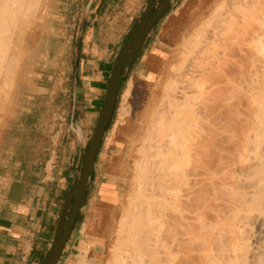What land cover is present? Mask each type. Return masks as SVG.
Instances as JSON below:
<instances>
[{"label":"bare ground","instance_id":"6f19581e","mask_svg":"<svg viewBox=\"0 0 264 264\" xmlns=\"http://www.w3.org/2000/svg\"><path fill=\"white\" fill-rule=\"evenodd\" d=\"M23 1L0 0V16L18 15L10 6ZM190 1L182 24L193 28L180 44L160 42L165 53L146 63L154 71L126 92L130 107L112 129L119 163L95 205L115 211L113 224L95 237L86 222L77 262L69 264H254L252 224L264 222V74L244 73L237 103L222 96L226 77L229 93L236 91L237 8L247 24L256 22L254 33L264 31V0L232 3L236 16L224 14L228 0ZM258 32L244 51L264 56ZM186 45L188 51L173 50Z\"/></svg>","mask_w":264,"mask_h":264},{"label":"crops","instance_id":"0c3cea01","mask_svg":"<svg viewBox=\"0 0 264 264\" xmlns=\"http://www.w3.org/2000/svg\"><path fill=\"white\" fill-rule=\"evenodd\" d=\"M148 1L40 0L18 49L13 87L0 107V264H40L47 253L67 195L79 177L115 59ZM191 4L190 0L171 1L124 68L121 86L129 75L132 78L138 63V79L146 80L144 75L154 71L146 63L165 53L158 47L162 40L181 36L185 10ZM62 119L77 129L68 128L61 138H52ZM118 163L112 157L110 166ZM108 170L101 187L110 183ZM90 182L78 219L86 208ZM106 213L76 221L57 264L77 262L82 226L91 222L87 231L99 236L107 223Z\"/></svg>","mask_w":264,"mask_h":264},{"label":"rangeland","instance_id":"374dc122","mask_svg":"<svg viewBox=\"0 0 264 264\" xmlns=\"http://www.w3.org/2000/svg\"><path fill=\"white\" fill-rule=\"evenodd\" d=\"M26 1H27V3H26ZM229 2V4H228V9L229 10H226V9H224V10H226V11H224L223 10V12H224V14L225 13H227V12H230V10H231V13H232V10H233V12H234V10H236L234 7V9H232V8H230V7H232V6H234L236 3H237V1L238 0H236V1H234V2H232L233 0H228ZM29 2H30V6H29ZM36 2V1H35ZM158 2H160V0H157V3ZM231 2V3H230ZM23 3H25V4H27L28 6H29V10L28 11H26L25 13H24V15L22 16L21 14L19 15V13H18V15L16 14V16L13 14H11L12 12H10V13H6L7 15H3V17H6L9 21H10V24L8 25V27H7V30H6V36H1L0 37V47H1V49H0V58H2L1 59V62H0V107H1V105L4 103V102H6V100H7V98L9 97V93H10V91H11V89H12V87H13V76H14V74H15V70H16V66H17V62H18V49H19V47H20V45L22 44V42H23V39H24V35H25V33H26V31L30 28V26L32 25V22L34 21V19H35V17H36V14H37V12H38V10H39V6H40V0H38L36 3H35V6L33 5L32 6V3H33V0H25V1H23ZM232 3H234V4H232ZM231 4H232V6H231ZM13 5H18V4H13ZM13 5H11L10 6V10H12V6ZM31 7H34L33 9L31 8ZM241 7V6H240ZM14 8H16V7H13V10H15ZM17 9V8H16ZM242 9V8H241ZM12 10V11H13ZM30 10H32V11H30ZM30 11V12H29ZM222 12V11H221ZM0 13H1V15L3 14L1 11H0ZM28 13V14H27ZM237 13L238 14H240L241 12H240V8H237ZM12 15V17L11 16H9V15ZM236 14V12H234L233 13V15L234 16H236L235 15ZM237 14V24H239V25H237V34L239 35H237V58H235V59H237V67L236 68H234V70L237 72V81H236V83H234L233 85H236V86H232V88H236L237 87V85H238V83L240 82V83H242V82H244L243 81V79L245 78H247L246 76H248V72L250 71H252L251 72V74L249 73V75H254V73L256 74L255 76H257V74H258V76H260V78H262V76H263V74H264V71L262 70L263 68H261L260 66H261V64H263L264 65V56H262L263 54H262V52H260L261 54H257L256 52H255V54L257 55V57H256V55L252 52V54H250V53H248L246 50H248L249 49V47H247V44L245 43V42H247L248 43V40H250V37L252 38V37H255V36H257L258 34H257V32L259 31H257L256 33H254V31L252 30V29H255V27L257 26L256 25V22H253L252 20H251V18H248V19H250L252 22H253V24H252V22L250 21L248 24L246 23V22H248L247 20H245V21H243V19L242 18H244V16H243V14L242 15H238ZM7 16H9V17H11V18H8ZM241 16H243V17H241ZM0 17H2V16H0ZM14 17V18H13ZM24 17V18H23ZM231 17H232V15H231ZM235 18V17H234ZM246 18V17H245ZM243 22H242V21ZM215 24H217V23H220V22H214ZM213 23V24H214ZM244 23H246L245 25H244ZM243 25V26H242ZM28 26V27H27ZM14 27V28H13ZM16 28H17V30H16ZM185 29L182 31V32H186V29H187V31H189V30H191V28H193V26H191V27H188V26H185L184 27ZM209 28V27H208ZM210 28H211V26H210ZM210 28L208 29V30H210ZM11 29V30H10ZM243 30V31H242ZM9 32V34H8V32ZM13 31V32H12ZM11 33H12V36H10L11 35ZM23 33V34H22ZM255 34V36H253L254 34ZM259 33V37H260V35L263 37V39H262V41H264V31H260V32H258ZM257 34V35H256ZM261 37V38H262ZM243 38V39H242ZM247 38V39H246ZM11 39V40H10ZM180 39V37L179 38H177L176 40H179ZM239 39V40H238ZM9 42H8V41ZM241 40H243L242 42H241ZM3 41V42H2ZM8 43V44H7ZM180 43H182V40L180 41L179 40V42H177V44H180ZM241 43H242V45H241ZM245 43V44H244ZM264 43V42H263ZM187 44V43H186ZM8 45V46H7ZM240 45V46H239ZM187 49V50H185V49ZM184 48H180V47H178V48H173V50H182V52L183 51H188V49L189 48H191L190 46H189V48L187 47V45L184 47ZM242 48V49H241ZM246 48H248V49H246ZM244 49H246L245 51H244ZM238 52H240V54L238 53ZM184 53H187V52H184ZM183 53V54H184ZM3 54V56L5 57H3V56H1ZM182 54V55H183ZM16 55V56H15ZM181 54L179 55V53L176 55V58L178 57V58H180L181 56H182ZM260 55V56H259ZM11 56V57H10ZM8 57V58H7ZM12 57H15L14 59L12 58ZM247 57V58H246ZM6 58H7V60H6ZM12 58L13 60L10 62V59ZM173 58V57H172ZM252 58V59H251ZM255 58H256V60H255ZM260 58V61L258 60L257 61V59H259ZM262 58V59H261ZM17 61H16V60ZM245 59V60H244ZM250 61H249V60ZM248 60V61H247ZM254 62V64L252 63V62ZM10 62V63H9ZM14 62V63H13ZM257 62V63H256ZM138 63V62H137ZM186 65H188V64H186ZM228 66L227 67H229V68H227V70H228V72H230V70L231 69H233L232 67H233V65L231 66L230 65V63L228 62V64H227ZM255 65V66H254ZM258 67H257V66ZM136 66H137V70L136 71H134L133 72V74H132V78H130V75L128 76V78H127V80L125 79V81H124V84L120 87V91H119V93H118V96H117V100H116V104H115V109H114V113H113V117H112V120H111V122H110V124H109V126L107 127V129H106V132H105V134H104V136H103V139H102V141H101V145H100V148H99V151H98V154H97V156H98V160L96 161V167H95V170H94V176L91 178V182H90V184H91V187L89 188V190H88V193H87V198H86V208H85V210L83 211V213H82V217L81 218H79L78 219V215H77V217H76V220H75V223H76V221L77 222H79V220H80V223L82 222V221H84V220H87V219H89V217H90V219L93 217H96V216H98L99 218H101L102 216H104V214L106 213V209H107V207H106V205H102V204H100V203H98L97 202V204L95 205V197H96V195H98V192H99V188L101 187V183H103V182H105V180H106V178H107V170H108V173H109V175L112 173V172H114L115 171V169H116V167H115V165L116 164H114L113 166H110V162H111V160H112V154H113V149L115 148L114 146H115V144H116V142H114L115 141V137H114V130H112V129H114V127H115V124L117 123V122H119V120L121 119V117H122V115L124 114L123 112H125L126 110H128L127 108H129L130 107V105L129 104H127V102H126V98H128L129 99V95L131 94H129V95H125L126 94V92L128 91V90H135V88H136V85H137V83L139 82V81H141L142 83L144 82L143 80V78H139L138 79V77L136 76L137 74V71L140 69V63H138V64H136ZM251 66V67H250ZM252 66H253V68H252ZM250 67V68H249ZM231 68V69H230ZM256 69V70H255ZM238 70V71H237ZM242 70V71H241ZM247 70V71H246ZM254 70V71H253ZM11 71H13L14 72V74L13 73H11ZM263 72V73H262ZM247 74L246 76H245V74ZM260 74V75H259ZM244 75V76H243ZM252 75V76H253ZM241 76V77H240ZM249 78V77H248ZM239 79V80H238ZM225 80H227V82L226 81H224L226 84H224V85H226L225 87H224V92H223V96H224V98H223V96H222V100H224V101H226V102H229V101H231L230 103H234V102H236L237 103V101H235V100H237V88H236V91H235V89H234V93H232L233 95H234V97H233V95L231 94V93H229V86H231V85H227L228 84V79H227V77H226V79ZM242 80V81H241ZM130 81V82H129ZM131 83V84H130ZM230 83V82H229ZM130 84V85H129ZM130 86V87H129ZM231 90V89H230ZM230 97H232V98H235L234 100L233 99H230ZM233 101V102H232ZM125 109V111H124V109ZM68 122L64 119H62V120H60V122H59V124H58V126H57V129L55 130V132H54V134L52 135V138L53 137H55L56 135H57V133L58 132H60V133H62L63 132V134H64V132H65V130H67L68 129ZM68 132V131H67ZM51 138V139H52ZM60 138H61V136H60ZM114 142V143H113ZM52 141H51V153H52V147H53V145H52ZM88 145H89V143H88ZM109 147V148H108ZM108 148V149H107ZM111 151V152H110ZM112 153V154H111ZM54 155V154H53ZM56 155H59V153L57 152L56 153ZM56 159V158H55ZM58 159V158H57ZM97 159V158H96ZM113 163H115V160H113ZM94 202V204H93V202ZM84 203H85V200H84ZM84 205V204H83ZM96 207H95V206ZM93 207V210H94V214L93 213H90V208H92ZM110 210V209H109ZM109 216H110V219H111V221L110 222H108V218H109ZM114 216H115V211H108L107 213H106V216H105V218H107V224H108V227H111L112 226V224H113V218H114ZM88 217V218H87ZM264 218V217H263ZM264 221V220H263ZM74 223V224H75ZM253 223H255V221L253 220ZM261 224H260V227L259 226H257V225H254V224H252L253 225V229H251V231L253 230L254 232L252 233V242L253 243H258V245H257V248H258V250H259V253H257L256 251H255V253H254V250H253V252H251V254L250 255H255V259L254 258H252L253 259V263L255 264H264L263 262H264V260H263V262L262 261H259L258 260V255L261 253L263 256H264V222H262V220H261V222H260ZM263 223V224H262ZM74 226V225H73ZM258 228H257V227ZM255 227V228H254ZM257 228V229H256ZM73 229V228H72ZM256 229V230H255ZM259 232V233H258ZM255 236V237H254ZM257 238V239H256ZM105 240V239H104ZM255 240V241H254ZM103 241V240H102ZM104 242V241H103ZM82 245H83V243H82V241H81V239L79 238V245H78V252L80 251V249H81V247H82ZM254 245V244H253ZM256 250V249H255ZM74 252H76L75 250H73L72 251V253H74ZM257 256V257H256ZM77 256L75 255V258H76ZM74 258V257H73ZM74 258V259H75ZM67 263V260H63V262H62V264H66Z\"/></svg>","mask_w":264,"mask_h":264},{"label":"water","instance_id":"95a60500","mask_svg":"<svg viewBox=\"0 0 264 264\" xmlns=\"http://www.w3.org/2000/svg\"><path fill=\"white\" fill-rule=\"evenodd\" d=\"M171 1L161 0L158 3L157 0L148 1V6L142 19L115 59L103 107L89 141L79 177L67 195L53 240L40 264H57L60 259L79 210L84 204L86 188L93 176L101 141L113 117L117 96L121 87L122 72L141 50L145 39L158 19L168 10Z\"/></svg>","mask_w":264,"mask_h":264},{"label":"clouds","instance_id":"9594fccd","mask_svg":"<svg viewBox=\"0 0 264 264\" xmlns=\"http://www.w3.org/2000/svg\"><path fill=\"white\" fill-rule=\"evenodd\" d=\"M12 7H16L18 9L19 14H24L29 10V6L25 3H20L19 5H13ZM4 8L9 9V5L5 4ZM10 21L6 17H0V29H6L9 25Z\"/></svg>","mask_w":264,"mask_h":264},{"label":"built area","instance_id":"2783aa9c","mask_svg":"<svg viewBox=\"0 0 264 264\" xmlns=\"http://www.w3.org/2000/svg\"><path fill=\"white\" fill-rule=\"evenodd\" d=\"M67 126H68L69 129L74 130V131L77 129V126L74 123H72V122L71 123H68ZM60 136L61 137L63 136V132L62 133L58 132L57 135L55 136V138L56 139H59Z\"/></svg>","mask_w":264,"mask_h":264},{"label":"trees","instance_id":"16d2710c","mask_svg":"<svg viewBox=\"0 0 264 264\" xmlns=\"http://www.w3.org/2000/svg\"><path fill=\"white\" fill-rule=\"evenodd\" d=\"M160 1H161V0H160ZM87 149H88V145H87ZM87 149H86V150H87Z\"/></svg>","mask_w":264,"mask_h":264}]
</instances>
